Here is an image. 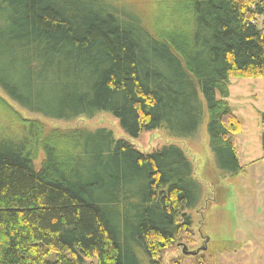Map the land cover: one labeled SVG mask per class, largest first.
<instances>
[{
	"label": "trees",
	"instance_id": "obj_1",
	"mask_svg": "<svg viewBox=\"0 0 264 264\" xmlns=\"http://www.w3.org/2000/svg\"><path fill=\"white\" fill-rule=\"evenodd\" d=\"M172 1L188 22L174 36L110 0H0V89L49 119L108 113L135 139L194 136L201 93L217 166L238 176L230 83L264 79V0ZM0 104L14 122L0 128V264H161L193 235L203 187L180 147L145 154L106 129L46 137Z\"/></svg>",
	"mask_w": 264,
	"mask_h": 264
},
{
	"label": "rangeland",
	"instance_id": "obj_2",
	"mask_svg": "<svg viewBox=\"0 0 264 264\" xmlns=\"http://www.w3.org/2000/svg\"><path fill=\"white\" fill-rule=\"evenodd\" d=\"M110 1L118 11L137 15L151 32L174 36L176 27H180V34L184 28L188 29L184 5L176 7L178 1ZM0 98L23 119L41 123L46 137L55 131L65 134L106 129L112 131L115 139L125 140L145 154L170 145L185 152L194 165L196 180L203 187V197L198 207L189 211L193 218V235L166 250L161 264H264V79H232L230 83L228 102L242 125L234 142L244 169L236 177L223 174L217 166L210 146L207 106L201 93L205 117L198 132L187 138L172 137L166 130L159 129L144 132L135 139L108 113L71 121L55 120L23 109L1 89ZM9 114L0 104V128H14ZM43 161L44 155L40 152L35 167L39 169ZM225 242L235 243L227 247L228 252L220 251V243ZM138 255L142 264H149L144 253ZM89 263L98 264L96 260Z\"/></svg>",
	"mask_w": 264,
	"mask_h": 264
}]
</instances>
